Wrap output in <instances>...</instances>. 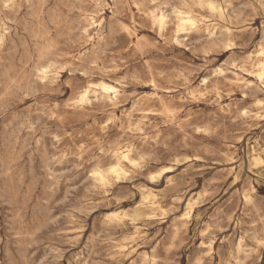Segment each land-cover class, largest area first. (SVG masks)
<instances>
[{
  "label": "rangeland",
  "instance_id": "374dc122",
  "mask_svg": "<svg viewBox=\"0 0 264 264\" xmlns=\"http://www.w3.org/2000/svg\"><path fill=\"white\" fill-rule=\"evenodd\" d=\"M0 35V264H264V0H0Z\"/></svg>",
  "mask_w": 264,
  "mask_h": 264
},
{
  "label": "bare ground",
  "instance_id": "6f19581e",
  "mask_svg": "<svg viewBox=\"0 0 264 264\" xmlns=\"http://www.w3.org/2000/svg\"><path fill=\"white\" fill-rule=\"evenodd\" d=\"M5 1L7 2L10 0H5ZM42 4H43V2H42ZM205 4L211 10L217 9V6L212 1H206ZM153 18L155 19V21L158 23V25L160 27L165 23V19H166L165 15L163 13H157V14L154 13ZM177 19H178V25H177L178 31L183 30L185 27H193L196 23L195 17L189 11H178ZM92 23L94 24V21ZM0 40H1V35H0ZM259 53L261 55V58L259 59V61L257 63L258 69L256 71V76L259 79H262L264 77V48H261L259 50ZM40 71L42 73H46L47 69L43 68ZM99 85L102 88V90L107 94L108 98H111V96H115L116 88L113 85L108 84L105 81H99ZM89 93H90L89 88L82 89L81 91L78 92V100L79 101L88 100ZM124 161H127L131 164H134V160L130 157L129 150H127V149L121 150L120 149L117 152H115L113 159L108 163V165L105 169H103L101 167H97L96 169H94L93 174L98 181L105 183L108 180L110 175H116L119 177V174L125 172L124 171V164H123ZM146 200H147V198H146ZM149 202L153 203L152 200H149Z\"/></svg>",
  "mask_w": 264,
  "mask_h": 264
}]
</instances>
